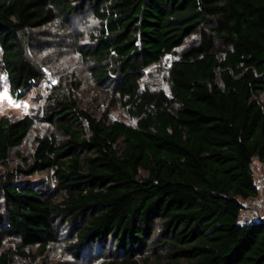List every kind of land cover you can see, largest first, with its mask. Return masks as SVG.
<instances>
[{"label":"trees","instance_id":"trees-1","mask_svg":"<svg viewBox=\"0 0 264 264\" xmlns=\"http://www.w3.org/2000/svg\"><path fill=\"white\" fill-rule=\"evenodd\" d=\"M87 7L99 28L77 53L130 124L83 107L78 84L51 89L41 115L59 137L37 138L25 166L0 172V264L44 254L61 224L76 258L110 240L99 264H264V220L237 223L258 195L254 157L264 171V0H0L13 99L44 81L28 54L42 30ZM166 56V92L142 86ZM34 122L0 118V167ZM36 173L52 174V192L18 181Z\"/></svg>","mask_w":264,"mask_h":264},{"label":"rangeland","instance_id":"rangeland-1","mask_svg":"<svg viewBox=\"0 0 264 264\" xmlns=\"http://www.w3.org/2000/svg\"><path fill=\"white\" fill-rule=\"evenodd\" d=\"M98 28L99 21L94 18L92 10L87 7L84 11L74 14L68 23L62 24L57 21L42 30L44 33L40 36V41L37 44L32 43L28 54L34 63L43 66L44 81L38 87H33L20 100H15L10 96L6 78L0 73V118L18 119L30 114L35 121L28 137L20 147L10 152L5 165L0 167V172H10L16 167L25 166L37 138L50 135L59 137V134L43 121L41 115L43 100L55 86H62L68 82L78 84L79 90L76 94L83 107L94 110V105L99 104V110H106L110 120H119L130 124V120L124 112L113 102H109L107 87H100L91 79L89 64L82 62L77 53V45H89L90 35L95 34ZM197 41L198 37L193 35L188 39L187 44ZM182 49L180 48L178 52ZM164 60L160 65L144 70L140 80L142 86L150 90L166 92L168 66ZM259 99L264 104V94ZM14 105H19V107ZM18 181L38 185L47 192L54 190L51 173L22 176ZM70 232V226L61 224L56 235L57 241L50 245L44 254L35 247L26 250L29 254L28 257L14 254L12 264H99L103 257L109 254L110 240L102 246L100 244L89 245L81 256L74 257L73 251L69 248ZM1 238L3 247L14 252L18 246L17 240L5 236H1Z\"/></svg>","mask_w":264,"mask_h":264},{"label":"built area","instance_id":"built-area-1","mask_svg":"<svg viewBox=\"0 0 264 264\" xmlns=\"http://www.w3.org/2000/svg\"><path fill=\"white\" fill-rule=\"evenodd\" d=\"M169 64L170 56L164 58ZM256 169L253 172V185L256 188L258 195L254 198H249L241 201V207L237 213V223L239 224H254L260 220H264V171L263 164L259 162L257 157L252 159Z\"/></svg>","mask_w":264,"mask_h":264},{"label":"snow or ice","instance_id":"snow-or-ice-1","mask_svg":"<svg viewBox=\"0 0 264 264\" xmlns=\"http://www.w3.org/2000/svg\"><path fill=\"white\" fill-rule=\"evenodd\" d=\"M14 106L19 107V105H14ZM25 107H26V105H25Z\"/></svg>","mask_w":264,"mask_h":264}]
</instances>
